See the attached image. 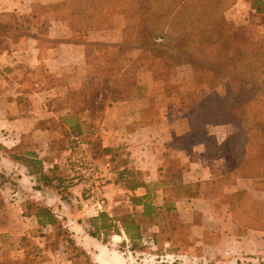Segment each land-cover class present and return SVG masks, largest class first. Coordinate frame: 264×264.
<instances>
[{
	"label": "crops",
	"instance_id": "1",
	"mask_svg": "<svg viewBox=\"0 0 264 264\" xmlns=\"http://www.w3.org/2000/svg\"><path fill=\"white\" fill-rule=\"evenodd\" d=\"M70 1L0 0V261L23 258L30 242L47 255L43 264H264V228L238 220L223 200L238 190L264 199V189L240 176L216 182L234 170L233 158L210 154L207 141L220 144L231 125L194 139L188 117L199 95L188 66L177 73L185 79L170 81L140 67L134 85L117 88L102 110H73L70 93L90 69L87 44L121 43L122 26L84 33ZM252 1L235 0L225 17L259 37L264 13ZM77 133L106 181L102 211L84 204L83 184L72 178ZM30 204L49 209L67 239L39 223ZM100 212L110 227L92 235Z\"/></svg>",
	"mask_w": 264,
	"mask_h": 264
},
{
	"label": "trees",
	"instance_id": "2",
	"mask_svg": "<svg viewBox=\"0 0 264 264\" xmlns=\"http://www.w3.org/2000/svg\"><path fill=\"white\" fill-rule=\"evenodd\" d=\"M234 2L71 0L70 12L80 30L88 34L121 24L122 39L118 44L100 41L87 44L86 62L90 69L82 87L70 93L68 103L75 112L89 109L95 114L107 104L103 102L115 87L134 85L140 67L152 70L159 79L170 81L180 68L188 66L196 89L202 90L188 117L194 139H205L203 134L208 126L234 124L237 127L220 144L214 138L207 141L210 154L223 153L233 158L234 170L223 173L216 182L227 183L232 180L231 176L263 177L264 35L250 40L226 19L225 12ZM252 8L264 13V0H253ZM133 50L141 51L144 64L133 58L121 66L124 53ZM247 195V191L238 190L225 194L223 200L238 220L264 228V201L250 198L251 205L247 206L242 202ZM29 209L39 223L55 225L56 234L67 239V231L49 209L31 204ZM98 218L99 225L94 218L90 220L96 229L91 230L92 235L110 227L104 212ZM46 260L47 255L34 245L26 249L23 258L7 257L0 264H43Z\"/></svg>",
	"mask_w": 264,
	"mask_h": 264
},
{
	"label": "built area",
	"instance_id": "3",
	"mask_svg": "<svg viewBox=\"0 0 264 264\" xmlns=\"http://www.w3.org/2000/svg\"><path fill=\"white\" fill-rule=\"evenodd\" d=\"M71 141L73 146L68 159L72 169V178L83 184L82 201L102 211L105 200L103 188L106 183L103 173L92 155L88 141L82 135L74 136Z\"/></svg>",
	"mask_w": 264,
	"mask_h": 264
},
{
	"label": "rangeland",
	"instance_id": "4",
	"mask_svg": "<svg viewBox=\"0 0 264 264\" xmlns=\"http://www.w3.org/2000/svg\"><path fill=\"white\" fill-rule=\"evenodd\" d=\"M129 1H132V0H129ZM239 30V32H241V33H243V35H245L246 37H249V38H252V39H250V40H253V38H257L258 37V35L256 36V34L258 33V32H255V34H252V32L249 30V29H238ZM89 54L92 56L93 55V53L92 52H89ZM133 58H135L140 64H144V62H145V60H143V56H142V53H141V51H138V50H133V51H131V52H129L128 54H126V53H124V57H123V61H122V64L123 65H121V66H124L125 64H127L130 60H132ZM162 70H159V73L160 74H162ZM182 73H179V74H177L178 75V77L180 76L181 78L183 77V79H185L186 78V76L185 75H181ZM176 75V76H177ZM185 76V77H184ZM172 79V78H171ZM170 79V80H171ZM174 82V81H173ZM171 84H174V83H171ZM184 84H185V86L186 85H189L188 84V81H184ZM172 86V85H171ZM190 86L192 87V88H194V90H195V93L197 94V95H200V92L202 91L201 89H196V87H195V85H194V82H193V80L191 79V83H190ZM173 87H174V89H175V86L173 85ZM117 88H119V87H115L114 88V91H113V93L115 92V91H118L119 89H117ZM177 89V88H176ZM178 90V89H177ZM199 92V93H198ZM195 93L193 94V93H191L192 95L190 96V97H193L194 95H195ZM109 98H110V95L108 96V99H107V101L109 102ZM187 99V98H186ZM107 101H104L103 102V105L104 104H106V103H108ZM100 106H101V104H100ZM231 125V133L232 132H235L236 131V129H237V127L234 125V124H230ZM82 137H84V135H82ZM86 137V136H85ZM84 137V138H85ZM85 140H87L88 141V144H90V141H89V139H87V138H85ZM258 180V185H257V187H258V189H262L261 191H263V189H264V176L263 177H261V178H259V179H257ZM261 193L262 192H259L256 196L254 195V194H252V193H249L248 192V195L246 196V198H244L243 199V201L242 202H244V203H246L247 204V206L248 205H251L250 204V202H248V199H254V200H258V201H264V199H262V198H260L259 196L261 195ZM32 242V241H31ZM36 243H30V242H28V244H27V247H28V250H30V249H32V247L35 245ZM37 246V245H36ZM136 264H150V262L148 261V260H144L142 257H140V258H137V263Z\"/></svg>",
	"mask_w": 264,
	"mask_h": 264
}]
</instances>
